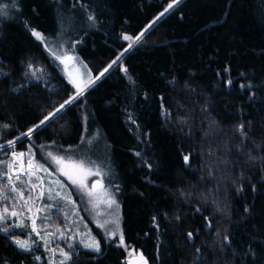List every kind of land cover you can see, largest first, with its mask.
<instances>
[{
  "label": "trees",
  "instance_id": "obj_1",
  "mask_svg": "<svg viewBox=\"0 0 264 264\" xmlns=\"http://www.w3.org/2000/svg\"><path fill=\"white\" fill-rule=\"evenodd\" d=\"M12 1L0 25L7 141L64 147L101 132L125 243L149 264H264V0ZM32 31L64 32L104 74L68 104L74 90ZM101 245L67 264H124L121 247ZM33 258L0 231V264Z\"/></svg>",
  "mask_w": 264,
  "mask_h": 264
},
{
  "label": "rangeland",
  "instance_id": "obj_2",
  "mask_svg": "<svg viewBox=\"0 0 264 264\" xmlns=\"http://www.w3.org/2000/svg\"><path fill=\"white\" fill-rule=\"evenodd\" d=\"M7 1L0 0V25L2 14L15 9L14 2ZM39 34L47 57L74 90L70 104L101 75L98 79L92 76L78 53V42L64 32L54 38ZM41 73V68L34 71ZM6 130L0 123V231L19 250L32 253L34 264H67L79 250L99 253L102 238L125 251L124 264H149L139 250L125 243L119 180L101 132L84 129L78 143L61 147L57 143L22 141L30 134L7 141ZM54 157L63 158V163H57ZM81 162L82 169L71 166ZM95 181L101 183L97 191L92 189Z\"/></svg>",
  "mask_w": 264,
  "mask_h": 264
},
{
  "label": "snow or ice",
  "instance_id": "obj_3",
  "mask_svg": "<svg viewBox=\"0 0 264 264\" xmlns=\"http://www.w3.org/2000/svg\"><path fill=\"white\" fill-rule=\"evenodd\" d=\"M174 3H179V0H174ZM169 8H172L173 7V4H169V6H168ZM165 11H167V9L165 10ZM164 13H161V15H163ZM157 19H159V17L157 18ZM35 36H37V38L39 39V38H41L40 37V34L39 33H36V32H34L33 33ZM141 36H143V33H141L140 34V36H137V37H135V40H139L140 39V37ZM124 39L125 40H132L133 38L132 37H129V36H125L124 37ZM132 45L131 44H129V48L131 47ZM120 59V57H117V60H119ZM114 63H116V61H113V64ZM111 66L112 65H109L108 67L109 68H111ZM108 71V68H105V70H104V72H107ZM104 73L102 72L100 75L102 76ZM99 77H97V79H98ZM67 103V102H66ZM61 107H63V105H61ZM41 123H43V121H41ZM5 127H7V125H5ZM37 127H39V125H37ZM32 130L30 129L29 130V132H31ZM27 135V134H26ZM22 155V154H21ZM49 155H51V153L49 154ZM54 159H56V162L57 163H63V158H56V157H54ZM185 161H187L188 160V157L187 156H185ZM73 168H76V169H82L83 168V165H82V162L81 163H73L72 165H71ZM76 181H73V183H75ZM113 203H114V201H113ZM0 219H3V217H0ZM192 234L191 233H189V236H191ZM121 242H123V237H121ZM17 243L21 246V247H26V244L24 243V242H21V241H17ZM95 250L96 251H99V246L98 245H95Z\"/></svg>",
  "mask_w": 264,
  "mask_h": 264
},
{
  "label": "water",
  "instance_id": "obj_4",
  "mask_svg": "<svg viewBox=\"0 0 264 264\" xmlns=\"http://www.w3.org/2000/svg\"><path fill=\"white\" fill-rule=\"evenodd\" d=\"M100 188H101V183H100V182L95 181V182L92 184V189H93L94 191H97V190H99Z\"/></svg>",
  "mask_w": 264,
  "mask_h": 264
},
{
  "label": "bare ground",
  "instance_id": "obj_5",
  "mask_svg": "<svg viewBox=\"0 0 264 264\" xmlns=\"http://www.w3.org/2000/svg\"><path fill=\"white\" fill-rule=\"evenodd\" d=\"M94 191V190H93Z\"/></svg>",
  "mask_w": 264,
  "mask_h": 264
}]
</instances>
